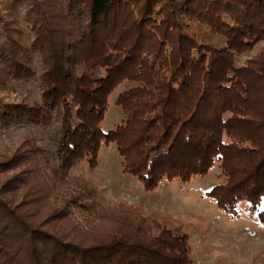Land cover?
Segmentation results:
<instances>
[{"label":"trees","instance_id":"16d2710c","mask_svg":"<svg viewBox=\"0 0 264 264\" xmlns=\"http://www.w3.org/2000/svg\"><path fill=\"white\" fill-rule=\"evenodd\" d=\"M193 22L223 44L199 41ZM261 41L264 0H0V80L37 79L41 91L0 96V125L61 122L54 158L33 145L0 161V264H192L185 232L140 206L103 205L69 175L82 160L96 167L103 143L147 191L217 163L222 181L206 195L230 216L246 201L264 224V47L236 62ZM121 85L123 119L104 131Z\"/></svg>","mask_w":264,"mask_h":264},{"label":"rangeland","instance_id":"374dc122","mask_svg":"<svg viewBox=\"0 0 264 264\" xmlns=\"http://www.w3.org/2000/svg\"><path fill=\"white\" fill-rule=\"evenodd\" d=\"M24 12V8L17 11L23 29L26 28ZM188 31L201 42L216 46L223 44L222 38L203 24L193 22ZM263 47L264 41H261L251 50L236 55L237 64L244 65ZM14 53L19 60L17 46ZM32 68L37 75L41 73L38 55L34 56ZM123 89V85L119 86L108 98V109L101 123L104 131L123 119L122 112L114 103ZM40 95L37 79L19 83L0 80V96L5 101H39ZM60 123V117L55 115L43 126L24 123L0 125V161L13 154L27 158L33 145L48 149L54 158ZM218 174L215 163L205 176H195L187 183L179 179L162 180L154 190L147 191L138 179L122 172L121 159L112 143L101 145L96 167L90 168L87 160H82L69 171L71 177L80 176L90 181L103 205L140 206L145 214L185 232L192 249V264H264V224L249 211L248 202L239 201L237 215L230 216L206 195L211 187L222 181Z\"/></svg>","mask_w":264,"mask_h":264}]
</instances>
